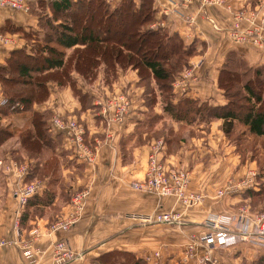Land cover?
<instances>
[{
	"label": "crops",
	"instance_id": "1",
	"mask_svg": "<svg viewBox=\"0 0 264 264\" xmlns=\"http://www.w3.org/2000/svg\"><path fill=\"white\" fill-rule=\"evenodd\" d=\"M153 8L152 27L175 32L185 45L193 44L196 49L186 68L190 77L182 87L172 84L174 103L188 97L214 105L226 104L217 80L231 52L237 53L249 66L264 67V47L237 42L228 35L236 10L258 12L257 21L264 15V0H224L223 5L207 7L183 0H154ZM6 23L20 30L7 31ZM248 24L247 20L239 22V28ZM37 29L34 11L25 13L0 8V34H8L13 39L7 44L0 43V64L13 49L28 51L30 44L23 31ZM70 74L83 97L77 95L70 84L47 79L46 97L34 100L28 111L0 108V129L11 131L0 145V160L30 161L35 172L29 179L43 181L42 189L28 203L23 220L20 216L24 210L20 213L19 228L14 230L18 206L12 191L28 179V173L22 180L0 165V236L18 242L0 246V264H55L51 246L61 238L66 239L71 251L78 255L66 264H102L104 257L113 255H128V258L131 255L144 264H250L264 255V244L256 241L213 248L208 252L209 261L203 258L206 252L201 246L190 257L184 252L190 239L207 232L203 221L208 214L231 215L242 206L248 208L250 216L264 210V194L247 192L248 189L258 190L264 184V175L259 174V159L253 158L257 154L252 155L250 151L243 155L237 145L238 141L253 140L262 151L264 138L252 136L238 124L237 129L244 134L231 139L222 130V119L193 125L172 120L163 112L154 80H142L137 70L130 67L118 66L110 82L104 81L102 67L93 80L76 71ZM150 87L156 94L153 103L148 100ZM120 97L128 103L121 120H117L115 112ZM32 112L46 120L41 129L53 144L48 147L36 138L35 143L40 145L37 154L26 151L18 137L22 129L30 128ZM150 114L158 117L155 130L168 128L166 134L154 135L148 129ZM53 117L73 118L85 127L86 142L97 147L93 162H84L73 153L67 136L53 127ZM11 139L12 146L8 145ZM158 139L164 142L162 155L166 161L189 169L190 190L205 194L198 205L183 208L174 196L160 197L132 187L133 182L143 179L149 150ZM49 159L56 161V173L48 167ZM249 169L256 171L252 187L216 196L217 190L225 188L229 181L241 180ZM82 188L89 190V196L78 223L67 231L49 232L48 226L53 221L72 212L71 196ZM159 211L179 213L182 225L138 224L131 216ZM33 231H38V235ZM25 240L31 241L30 258L20 247ZM155 252L159 255L155 256Z\"/></svg>",
	"mask_w": 264,
	"mask_h": 264
},
{
	"label": "trees",
	"instance_id": "2",
	"mask_svg": "<svg viewBox=\"0 0 264 264\" xmlns=\"http://www.w3.org/2000/svg\"><path fill=\"white\" fill-rule=\"evenodd\" d=\"M27 1L30 4L29 12L34 11L38 21L37 30L23 31L30 48L28 51L25 48L11 50L4 63L0 64V83L4 94L10 102L18 101L21 104V107L11 110L28 111L34 100L44 99L47 79L70 84L74 92L83 97L75 87L71 71L93 80L102 67L104 81L110 82L118 66L130 67L137 70L142 80H154L161 96L163 112L172 120L193 125L222 119V130L228 137L240 124L252 136L264 138V67L249 66L235 52L228 55L217 80L227 99L226 104L214 105L188 97L173 102L172 84L188 67L189 58L196 49L193 44L185 45L177 33L152 27L154 0H118L117 4H108L103 0ZM42 11L46 15L44 24L39 22ZM45 26H49L50 31ZM5 29L20 30L9 23L5 24ZM148 93V100L153 103L156 98L154 89L150 87ZM29 120L30 128L22 129L18 137L26 151L37 154L40 145L35 143L36 138L44 141L48 147L53 144L41 129L46 123L43 116L32 112ZM157 120L156 115L150 114L148 129L154 135L159 132L166 134L168 128L155 130ZM10 134V130L0 129V145ZM243 134L240 131L231 139H238ZM242 142L238 141L237 145L241 147ZM30 163L28 179H24V182L31 181L29 176L35 172L34 165ZM258 165L259 174L264 175L263 158L258 160ZM48 167L56 173L54 159L48 160ZM247 192L264 194V184L258 190L248 189ZM33 196L25 205L20 220H23ZM127 259L128 264H144L131 255ZM250 264H264V255L258 256Z\"/></svg>",
	"mask_w": 264,
	"mask_h": 264
},
{
	"label": "built area",
	"instance_id": "3",
	"mask_svg": "<svg viewBox=\"0 0 264 264\" xmlns=\"http://www.w3.org/2000/svg\"><path fill=\"white\" fill-rule=\"evenodd\" d=\"M57 1V0H49ZM108 4H114L117 0H103ZM185 3H197L201 7L212 5H223L224 0H183ZM227 8H230L226 4ZM0 8H5L18 12H29L30 4L27 0H0ZM258 12H250L239 9L233 13L231 27L228 35L237 42H250L261 47H264V15L255 21ZM249 21V24L244 28H239V22ZM13 42L10 35L0 34V43L7 44ZM188 69L183 70L180 79L173 82V86L184 85V82L190 77ZM119 104L115 112V118L121 120L127 107V100L119 98ZM8 107L15 108L21 107V104L10 102L3 92L2 84L0 83V108ZM53 127L60 132L64 133L71 143L73 153L84 162H93L97 147L90 145L85 140V127L73 118L53 117L51 121ZM164 142L162 139L156 140L149 150L147 156V163L145 168L144 177L140 181L132 183V187L138 190L145 191L146 193L154 194L157 196H174L176 200L182 205L183 208H192L198 205L205 197L202 191L190 190V171L187 167L177 166L166 161L162 155ZM2 165L7 171L14 174L16 177L23 178L29 172L30 164L28 161L18 163L14 160L3 162ZM256 176L254 169H249L244 178L239 181H229L227 186L223 189L216 191L217 197H222L225 194L237 192L242 188H249L253 185V178ZM43 186L41 180H31L28 182H21L18 184L12 194L17 201V218L14 221L13 229L19 228V215L24 210L29 198L37 194ZM89 196V190L82 188L73 192L71 196L72 212L62 218H58L48 226L49 232L67 231L74 227L78 221L83 205ZM248 208L242 206L235 214H217L210 213L203 221V225L207 228V232L198 238H192L185 245L184 252L187 257L195 254L198 246L204 248L206 254L204 259L211 260L208 252L213 248H223L239 241H256L264 244V210L256 212L253 216L248 213ZM138 224H153L163 223L169 225H182L183 219L177 212L159 211L155 214L148 215H131ZM38 231H33L37 236ZM18 242L0 236V246L4 245H17ZM24 251L23 254L30 258L32 257L31 241L25 240L20 244ZM52 258L55 264H66L78 255L74 254L68 241L64 238L58 239L52 243L51 246ZM159 253L155 252V256Z\"/></svg>",
	"mask_w": 264,
	"mask_h": 264
},
{
	"label": "rangeland",
	"instance_id": "4",
	"mask_svg": "<svg viewBox=\"0 0 264 264\" xmlns=\"http://www.w3.org/2000/svg\"><path fill=\"white\" fill-rule=\"evenodd\" d=\"M117 2H118V0L116 2H114V4L115 3L117 4ZM42 6L45 9V5L42 4ZM43 12L44 11H42L40 13L42 15L40 16L39 22L44 24V23H46V15ZM45 27L48 28V31H50L49 26H45ZM240 131L241 130H239V128L237 129V127H236L235 131L230 135V138L232 136H235V135L237 136L240 133ZM12 142H13V140L11 139L10 143L8 145L12 146L13 145ZM261 145H264V144H262V142H261ZM240 149H241L240 152H242L243 155H245L247 152H250V151L253 153L252 155L257 154V156H253L255 161H257L258 159H262V158L264 159V150L261 151V150L257 149V144L253 140H251L249 142L244 140L242 142V146L240 147ZM257 150H259V152L261 154H259ZM262 164H263V160L260 161V165H262ZM113 256L114 257H112V256L104 257L103 260L101 261V263L102 264H128L129 263V261H128L129 259H127L128 255H113Z\"/></svg>",
	"mask_w": 264,
	"mask_h": 264
}]
</instances>
